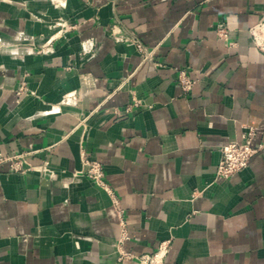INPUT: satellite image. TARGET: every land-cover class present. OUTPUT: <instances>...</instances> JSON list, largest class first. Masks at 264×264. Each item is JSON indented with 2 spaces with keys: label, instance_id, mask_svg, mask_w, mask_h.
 Masks as SVG:
<instances>
[{
  "label": "crops",
  "instance_id": "crops-1",
  "mask_svg": "<svg viewBox=\"0 0 264 264\" xmlns=\"http://www.w3.org/2000/svg\"><path fill=\"white\" fill-rule=\"evenodd\" d=\"M200 1L0 0V37L21 52H0V153L55 172L0 163V264H140L116 259L107 193L72 178L81 148L102 163L123 209L121 250L148 254L166 241L160 264H264V52L249 33L264 0ZM58 17L73 28L37 51ZM113 28L151 58L115 41ZM179 68L194 80L188 93ZM132 97L138 105L124 112ZM246 126L257 152L216 177L220 147Z\"/></svg>",
  "mask_w": 264,
  "mask_h": 264
},
{
  "label": "built area",
  "instance_id": "built-area-1",
  "mask_svg": "<svg viewBox=\"0 0 264 264\" xmlns=\"http://www.w3.org/2000/svg\"><path fill=\"white\" fill-rule=\"evenodd\" d=\"M207 0H201L200 2H204ZM55 5L63 6L60 1H52ZM51 29H56L55 32L41 45H39L37 51L39 52H50L52 51L51 42L54 38L59 37L63 33L71 30L73 25L67 22L66 19L62 17H58L49 25ZM111 35L115 39V41H131L136 50L143 55V59L151 58L153 53V49L148 48L144 45L141 40L132 35L127 37L123 33L120 32L119 29L113 28L111 29ZM250 37L253 43L264 52V17L262 21L252 27L249 31ZM216 34L219 38L223 40V42L227 45H234V41H231L229 38L228 31L225 27L219 26L216 29ZM19 39H29L32 40V37L26 35H20L16 37ZM81 52L83 54L90 53L93 50V41L92 39H85L81 41ZM30 52L32 50L31 47L25 49V51ZM0 52H6L11 55H19L21 52L16 45L12 42L3 39L0 37ZM176 83L180 86L184 93H188L194 84V80L188 76L187 69L179 68L177 69ZM25 87L20 85L17 89V94L20 95L24 91ZM138 105V101L135 97H132V102L126 105L123 109L124 112L130 111L134 106ZM255 134V128L253 126L244 127L240 139L239 140H231L225 145H222L219 149V159L216 164L215 176L227 178L230 175L240 171L248 165L249 159L257 152L258 148L251 145V140L253 135ZM9 160L10 161V170L18 173H25L29 170H41V166L33 167L30 163H28L24 159V153L16 154L12 156H3L0 153V163ZM49 172L52 176L55 175V172L52 169L44 168L43 172ZM77 176L85 177L96 187L104 190L107 195L110 197L112 205L116 210L119 218V225L121 235L124 236L125 229V220L123 218V209L119 203V199L116 196L113 189L106 182L104 177V169L102 163H100L95 158H91L87 155L83 148L80 150V168L75 172ZM163 253V248L158 251L155 256L156 259H159ZM155 260V259H153ZM151 260V262H154ZM143 264H148L146 258L140 260Z\"/></svg>",
  "mask_w": 264,
  "mask_h": 264
},
{
  "label": "rangeland",
  "instance_id": "rangeland-1",
  "mask_svg": "<svg viewBox=\"0 0 264 264\" xmlns=\"http://www.w3.org/2000/svg\"><path fill=\"white\" fill-rule=\"evenodd\" d=\"M20 36V35H19ZM33 167H39L41 166V170H33V171H37L40 175H46L47 177H50L52 178L53 176L49 173V172H43L44 168H49V169H52L50 164L48 163V161H44L40 164H37V165H32ZM80 168V167H79ZM53 170V169H52ZM54 171V170H53ZM77 170H75L72 174V178L73 177H76L75 175V172ZM115 210V209H114ZM115 213L117 215V218H118V214L115 210ZM118 227H119V235H118V238H117V241L115 243V247L117 248V253H116V259L117 260H121L123 258H135L140 264H143L140 262L141 259H145L147 260V263L148 264H160L161 262V259H162V256L163 254L161 255V257L159 259H156L155 256L157 255L158 251H160L162 248L163 250L166 249V241H161L157 247V249H155L152 253H148V254H140V255H133L132 253L130 252H125L123 250H121V246H122V242L129 239V233L127 231V228H126V225H125V229H126V232L124 234V236L121 235V231H120V225H119V218H118ZM165 252V251H164ZM155 259V260H153ZM151 260H153L154 262H151Z\"/></svg>",
  "mask_w": 264,
  "mask_h": 264
},
{
  "label": "bare ground",
  "instance_id": "bare-ground-1",
  "mask_svg": "<svg viewBox=\"0 0 264 264\" xmlns=\"http://www.w3.org/2000/svg\"><path fill=\"white\" fill-rule=\"evenodd\" d=\"M65 4V3H64ZM78 170V169H77ZM77 177V174L75 175Z\"/></svg>",
  "mask_w": 264,
  "mask_h": 264
}]
</instances>
